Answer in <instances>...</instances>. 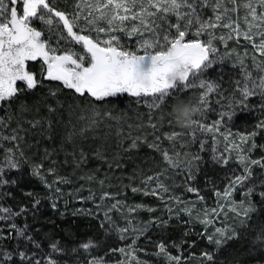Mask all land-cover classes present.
Here are the masks:
<instances>
[{"label":"snow or ice","instance_id":"6c2138e0","mask_svg":"<svg viewBox=\"0 0 264 264\" xmlns=\"http://www.w3.org/2000/svg\"><path fill=\"white\" fill-rule=\"evenodd\" d=\"M208 6L206 2L201 4L199 0H91L89 3L76 0L68 10L61 11L52 6L49 0H0V104L8 105L6 115L0 117V149H3V158L0 159V200L15 199V194L10 189H20L21 199L28 202L21 204L18 211L0 204V221L5 223L8 233L5 236V229L0 228V241H16L12 249L0 246V264H105L108 253L105 256L93 254L105 246V240L101 237H106L116 229L123 239L124 233L129 230L128 227L119 228L109 214L112 210L119 211L126 206L116 196L104 191L105 179L110 177L99 180L102 195L101 204L97 207L103 206L104 201L109 199L116 202L104 213V218L98 225H88L85 235H92L86 241L78 242L71 238L76 236L73 232L67 233V237L71 239L54 240L52 237L55 232L43 233L42 227H36L37 224H42L39 217L42 215L43 198L34 189L25 191L22 185L33 179L38 180L47 191L52 209L58 211L57 199L53 196L58 197L62 190L57 185L70 183L67 176L59 174V161L51 159L54 151L45 148L40 162H34L41 155L39 146L42 142H56V122L49 117L63 110L65 100L75 98L78 101L87 100L90 105L110 104L113 98L126 93L135 97L137 102H145L149 109V124L155 133L164 121L169 126H177L170 106L177 99H186L185 94L191 90H199L198 100L194 105L197 117L186 133H165L167 140L172 142V153L161 149L157 143L159 136L148 147L162 151L164 161L173 169L185 171L186 180L192 182L196 180L203 158L199 153L190 152H184L183 158L181 157V153L175 150V142L183 136H190L195 143L198 133L211 132L214 134L215 144L216 134H219L226 142V150L237 153V163L242 172L237 174L233 171L230 177H225L228 183L223 192L217 189L214 195L218 198L220 208L224 207L219 204V200L223 199L236 214L240 219V227H218L213 235H208L207 230L199 235L201 238L207 236L208 241L215 245L214 252L201 253V264H244L238 254L229 252L228 249L240 241V234L252 224L253 215L259 213L262 217L260 225L264 226V0H242L240 3L237 0H216L211 5L213 17L204 19L198 9ZM241 8L245 13L243 29L238 14ZM85 11L87 15L84 14ZM234 12L237 13L236 20L232 19ZM171 17H175V22H171ZM105 22L106 26H101ZM130 22L133 23L131 29L127 27ZM217 29L227 34L217 37ZM117 32L124 33L127 37L138 35L136 46L133 48L126 42L122 43L124 37L117 35ZM233 34L237 40L243 35L245 41L251 42L254 52L259 53V59L254 54L251 65H246L243 59H239V65L232 63L229 66L232 53L225 51L221 54L216 44L223 43L227 47V41L233 39ZM237 67L242 79L234 80L232 77L236 74ZM249 69L260 73L258 78ZM217 70L218 78H209V72ZM170 76H178V80L169 79ZM225 76L228 77L227 81ZM224 83H228L230 87L223 88ZM46 86V94L29 100ZM210 94L219 97L216 104L225 110L216 113L218 118L208 124V114L215 111ZM62 96L65 100L60 99ZM252 97H259L260 116L253 115L255 123L247 125L245 122L244 131L233 133L231 128L235 126L238 112L252 114L256 111L254 107H250ZM187 100L191 101V98ZM74 107L79 105L67 104L70 114ZM43 108H46L47 116L41 115ZM33 111L35 116L32 119H24ZM97 117L98 113H94L90 124L81 128L79 135L83 136L95 125ZM153 120L158 123H152ZM13 122L15 127H12ZM25 124L28 128L24 127ZM36 129H39V139H35L34 144H28L27 148L30 150L35 147L37 151L33 156H28L25 151L28 133ZM75 135L77 132L73 127L63 138L62 147L65 140L73 142ZM6 143L12 146L4 147ZM200 145L203 151L204 141H200ZM185 146L181 145V148ZM136 147L137 142L133 141L130 148ZM256 153L259 155L253 158ZM104 155L100 150L96 151L97 157L103 158ZM68 156H71L76 168L87 161L82 150L77 158L75 148L71 153H66L64 164L68 163ZM49 160L51 166L45 170V161ZM211 163L213 166L227 168L230 159L222 154L218 155L214 146ZM116 164L118 168L121 166L118 160ZM12 173L15 175L12 176ZM161 174L148 176L143 181L146 186L156 181V188L150 193L146 191L145 195H157L158 191L168 194V187L159 182ZM49 175L55 179L49 181ZM87 179L91 181L94 177L88 176ZM129 179L133 180L134 177ZM131 190L133 193L141 191L136 187ZM186 191L196 194L198 201L205 199L200 195L201 190L196 187L189 186ZM237 192L241 196L239 201L233 199V193ZM91 198L93 197L90 196L89 199ZM172 199L177 204L181 203L180 197H171L166 203L171 204ZM189 203H192V207L185 206L181 211L191 218L195 204ZM145 207L142 204L128 207V213H135ZM147 210L153 211L151 208ZM168 212V219L156 217L140 222L139 226H133L131 230L141 236L150 230H157L160 233L159 242L150 241L155 243L157 254L167 256L169 264H181V256L169 254L162 235L173 219H181L179 212L174 217L171 208H168ZM88 214L91 215L90 212ZM211 214L215 216L217 209H211ZM121 215L126 214L122 212ZM19 217H24L23 225L17 223ZM29 219L32 223H29ZM212 222L209 212L205 210L200 223L207 227ZM127 224L133 225L134 222L129 220ZM183 226L187 228L188 221ZM41 234L42 238L49 241L47 252L42 247V239H38ZM190 235L191 230L184 232V243ZM195 244L196 241L193 240L189 247H194ZM135 245L136 239H133L128 246L129 250L120 248L111 249V252L115 254L119 251L134 259ZM254 249L259 250L264 258V247ZM218 256L224 258L218 260ZM118 264L124 262L119 261ZM136 264L147 262L137 260Z\"/></svg>","mask_w":264,"mask_h":264},{"label":"rangeland","instance_id":"374dc122","mask_svg":"<svg viewBox=\"0 0 264 264\" xmlns=\"http://www.w3.org/2000/svg\"><path fill=\"white\" fill-rule=\"evenodd\" d=\"M62 1L49 0V3L52 6L56 7L58 10L64 11L68 10L70 6H73L76 2V0H70L68 3H62ZM89 2H91V0H84V3ZM199 2L201 4H204L206 2L209 5L208 7L210 8V11L213 12L211 5L214 4L216 0H199ZM237 2L240 3L242 2V0H237ZM59 6H62V8H60ZM228 7H231V4H228ZM207 12L208 11H204L203 9L202 14H206ZM84 14L87 15V12L85 11ZM238 14L243 29V17L245 15L244 10L241 8ZM236 18L237 13H232V19L236 20ZM170 19L171 22H175V17H171ZM206 19H208V15ZM101 26H106V22ZM132 26L133 23L131 22L127 24V27L129 29H131ZM116 34L124 37V39H122V43L126 42L133 48L136 46L138 35L127 37L124 33L117 32ZM222 34L226 35L227 33L223 32L220 29L215 30V35L217 37ZM256 42L258 43L259 40L257 39ZM216 46L219 48L221 54H223L225 51L232 53V59L228 62L229 66L232 63H236L237 65H239V59H243L246 65H251L252 56L254 54L259 59V53L254 52V49L251 46V42L245 41L243 35H241L239 40H237L235 35L233 34V39L227 41V47H225V44L219 42H217ZM245 53H247L246 56ZM214 68H217V66H214ZM249 70L253 71L254 76L257 78L260 75V73H257L252 69ZM208 76L209 78L217 79L218 70L210 71ZM224 79L225 81H227L228 77L225 76ZM232 79H242L239 73V67H237L236 74L232 77ZM222 87L229 88L230 85L228 83H224ZM231 87H234V85H232ZM42 91L47 93L48 87L46 86ZM198 96L199 90H191L185 94V98L187 99L190 97L191 102L194 105L197 103ZM218 98L219 97L215 94H210V101L215 111L208 114L206 119V123L208 124H211L215 119L218 118L216 113L225 110L222 109L219 104H216V100ZM250 100V107H254L256 111L252 114L238 112L237 118L235 120V126L231 128V131L233 133L244 131L246 127L245 122H247V125L255 123V121L253 120V115L256 117L260 116L258 110L260 102L259 97H252L250 98ZM91 105L92 108L89 110L85 109L82 106L74 107L71 114L66 107L64 115L66 117V125L63 126V133L56 135V142H62L63 138L67 136L68 131H71L73 127H75L77 135L74 136L73 142H67L65 140L63 142V147L61 146V143H57L51 148L47 147L48 144L52 143L51 141L42 142L39 146V152L41 155L35 158V160H40L43 156L45 148H48L49 151H54L55 154L51 159L59 161V163L57 164L59 174L67 176L70 180V183L68 184L57 185L61 188L62 194L58 197L55 195L53 196L54 199H57L58 212L61 211L59 212V215H61L60 213H64L65 210L71 209L72 213H76L73 214V216L78 217L79 221L81 220V218H84L82 223L83 226H87V223L89 222L88 220H92L98 225L99 221L104 218V213L106 211H109L111 205L116 202L113 199H109L104 201L103 206L97 207V205L101 204L100 196L102 195L99 180L110 177V179H105L104 191H108L110 195L116 196V198L126 206L121 208L119 211L112 210L109 214L112 219L117 222L119 228L128 227L129 230L124 233L126 235L123 239H121V235L118 236V243L116 242V237L119 231L116 229L112 230L106 237L102 236L101 238L105 240L104 249H101L103 251L100 250L93 253L94 255L105 256V253H108L105 259V264H118L119 261H123L124 264H136L137 260L146 261L147 264H169L167 256L163 254H157L158 249L156 248L155 243L150 242H159L160 233H158L157 230H150L147 234L141 236L138 233L133 232L131 229L133 226H139L140 222H146L156 217L168 219V208H171L173 217L177 212H179L181 219L179 221L173 219L171 221V225L167 228L166 231L162 233L168 245L169 254L172 256H181V264H201V261L203 259L201 253L205 251L214 252L215 245L214 243H210L208 241L207 236L201 238V236L199 235L200 233H204L205 230H207L208 235H213L215 233V229L218 227L226 226L229 229L233 227H240V219L236 216V214L231 211L230 207L223 199L219 200V204L224 205L223 208H220L218 206V198L214 195V191L217 189L223 192L225 185L228 183V180L225 177H230L233 171H236L237 174L242 172V168L237 163V153L235 151L230 152L226 150V142L219 134H216L215 144L213 143L214 134L211 132L198 133L197 141L195 143L191 141L190 136H183L181 139L175 142V150L181 153V157L183 158L184 152H190L199 153V155L203 158V162L200 164V171L196 174L195 182L188 181L186 180L187 173L185 171L173 169L167 164L166 161H164L162 151H157L155 148L148 147V144L152 143L155 140L156 136H159L160 140L157 143L160 144L161 149H167L171 154L172 142L167 140V138L165 137V133L170 134L174 131L186 133L187 129H181L177 126H169L167 121H164L163 125L158 126V130L153 133V129L150 127L148 119L149 109L145 103L134 106L125 103H116L113 104L114 106L103 109L95 107V104ZM94 113H98L95 125H93L88 131H86L83 136L79 135V130L81 128H86L90 124L91 118L93 117ZM108 113H110V115H108ZM154 115L158 116L159 113H154ZM81 117H84V119H81ZM152 123H158V121L153 120ZM223 130L224 129H222V131ZM249 130L251 129L249 128ZM37 139H39V135ZM133 141L137 142V147L135 149L130 148ZM200 141H204L205 144L203 151L201 150ZM6 145L8 144L6 143ZM181 145L186 146L181 148ZM214 146L217 149L218 155L222 154L226 157H229L230 164L227 168L213 166V164L211 163L212 148ZM74 148L77 152V158L81 150L87 157V161L83 163L79 168L75 167L71 156H68L67 164L63 163V161L65 160L66 152L71 153ZM55 149L58 151L57 155ZM61 150L64 151L62 152ZM97 150H100L105 154L103 158H99L96 156ZM25 151L26 155L33 156L37 149L35 147H32L30 150L27 148V150ZM258 155L259 153L254 154L253 158H256ZM2 158L3 154L1 153L0 159ZM100 159L104 161V163H110L112 161L118 160L121 166L118 168L117 164L113 163V169L111 168L106 171L100 170ZM39 162L40 161H38L37 163ZM49 166H51V161H45V170ZM129 166L138 169V171L133 172L135 176H132L130 174L131 167ZM165 169H167V171H165ZM146 173H152V175L148 176H155L162 173L160 175L159 182L168 187V194H163L158 191L157 195H145L144 193L146 191L150 193L152 189L156 188L152 187L155 186L154 184L152 186L150 184L146 186L143 183V181L147 178ZM11 175L14 176L15 173H12ZM88 176H93L94 179L89 181L87 179ZM117 177H121V179L118 180L116 179ZM130 177H134V179L130 180ZM48 179L49 181H51L55 179V177L49 175ZM31 182L32 181L28 183ZM154 182L156 181H153V183ZM36 184L45 193V197L41 195V197L43 198L42 207L48 206L50 210H53L51 207V201L48 199V196L46 194L47 191L39 183L38 180H36ZM125 185H128V187H125ZM213 185H215V188L213 187ZM189 186L200 189V195L204 196L205 199L203 201H198L196 194L186 191V188ZM133 187L141 189L140 192H142V194H144L146 198H144L140 192L133 193L131 190ZM42 191L38 189L37 192L42 193ZM65 192L71 195V201L69 202L70 208H65L64 205V203H67L64 194ZM90 196H92L93 198L89 199ZM161 196L163 198H161ZM16 197V201L21 202V204L22 202H25L21 199V196L20 198H18V196ZM171 197H180L181 203L177 204L176 200L172 199L171 204H167L166 202ZM5 199L0 200V204H2V206H5L3 204L5 202ZM233 199L239 201L241 199L240 193H233ZM189 202H193L195 204V210L191 218L186 213L181 211V209H183L185 206L192 207V203ZM138 204H142L146 207L137 210L135 213H128V207H134ZM19 207L20 205L18 207H14L13 210L18 211ZM148 208H151L153 211L149 212L147 210ZM213 208L217 209V214L215 216H212L211 214V209ZM41 210L43 211L44 209L41 208ZM205 210L209 212V215L213 220L212 224L207 225V227H205L204 224L200 223V220L203 219V213ZM89 212L91 213V215L88 214ZM122 212L126 215H121ZM69 215H71V213H69ZM259 218H262L259 213L253 215L251 217L252 224L245 231L241 232L240 241H238L235 245L228 249L229 252H235L236 254H238L239 257L244 261V264H256V262L259 264H264V258H262L261 254H259L258 257L256 253L257 250L254 249L256 248L257 241L255 233V222ZM129 220L133 221L134 224L128 225L127 221ZM185 221H188L187 228L183 226ZM17 223L23 225L24 217H19L17 219ZM44 223H47L45 217ZM36 227L40 226L36 225ZM0 228L5 229V236H7L8 233L6 225L3 221H0ZM262 228H264V226H262ZM42 229L43 233H49L48 225H43ZM187 230H191V235L187 238V242L184 243V232ZM12 235L14 236V233H12ZM39 238L42 239V247L44 248L45 252H47L49 250V241L45 238ZM52 238L54 240L69 239L67 237H64V235L63 238L57 235L53 236ZM79 238L78 242L85 241L82 235ZM133 239H136V245L134 246L133 251L134 259L127 257L124 253H120L119 251H116L115 254H112L111 249L118 250L120 248H125L126 250H129L128 246L132 244ZM193 240L196 241L195 246L189 247L192 244ZM259 241L260 245L258 248L264 247V236L260 237ZM112 244H114L113 248L112 246H109ZM15 245V239H5L3 241H0V246L7 247L8 249L14 248ZM53 258L56 257L54 256ZM216 258L218 260H222L224 257L218 256Z\"/></svg>","mask_w":264,"mask_h":264},{"label":"trees","instance_id":"16d2710c","mask_svg":"<svg viewBox=\"0 0 264 264\" xmlns=\"http://www.w3.org/2000/svg\"><path fill=\"white\" fill-rule=\"evenodd\" d=\"M69 1L70 0H63L62 3H68ZM59 7L62 8V6H59ZM203 9H204V11H208L206 13L208 15V18L209 17H213V12L210 11V8L209 7L208 8L207 7L200 8V9H198V11H200L202 13L203 12ZM206 14L203 13V18H205V19L207 18V15ZM43 94H46V92H43V91L38 90L37 93H36V97H30L29 100L32 101V100L36 99L37 97L42 96ZM60 99L61 100H65V98L63 96L60 97ZM116 103H118V104L119 103H125V104H129V105L134 106V105L143 104L145 102L143 100L137 102V99L135 97H130L128 94L125 93V94H119L118 98H113L112 99V102L110 104L109 103H94V104L96 105L95 107H98L100 109H103V108H107V107L114 106L113 104H116ZM67 104L79 105V106L84 107L87 110H89V109L92 108V105H90V102L87 101V100H85V101H78L75 98L65 100V107L63 108V110L58 111L56 114H54L51 117H49L54 122H56V123H54V127L56 129L57 135L63 133V126L66 125L65 124L66 117L64 115H65V108L67 107ZM7 108H8V105L0 104V117H4L6 115L5 109H7ZM13 108H15V106H13ZM9 111H12V109H9ZM41 115L42 116H47L48 115L46 108H43V110L41 111ZM34 116H35V112L33 111L30 115L24 117V119H32ZM15 126H16L15 125V122H13L12 127H15ZM24 127L25 128H28V125L25 124ZM38 133H39V129H36L35 131H32V132H29L28 133V139H27V144L25 145V150H27V145L28 144L34 143V140L37 139V137H38ZM57 143H61V146H62V142H55L54 144L53 143L48 144L47 147L48 148H51L53 145H55ZM63 145H64V143H63ZM11 146H10V144H8V145L5 144L4 145V147H11ZM61 151L63 152L64 150H61ZM1 153L3 154V149H0V154ZM57 153H58V151L56 150V155H57ZM38 161H40V160H37L36 159L34 162L37 163ZM113 163H116V161H112L110 163H104V161H102L100 159L99 160V166H100L99 168H100V170H104V171H106L108 169H111V168L113 169L114 168L112 166ZM109 164H111V167H109ZM129 167H131V166H129ZM135 171H138V169L135 168V167H131L130 174L132 176H135V174L133 173ZM148 175H152V173L151 174H147V177H148ZM144 176H142V177H144ZM31 181H32L31 183H25L24 185H22V187L24 188L25 191H27V190H33V189L36 190V191H38V189H40L42 191V189L39 186H37L36 180L33 179ZM135 184H137V183H135ZM153 184L155 186H152ZM150 185L152 187H156V182H154V183L151 182ZM10 190L14 192L15 199H13V198H6L4 200L5 202L3 204L5 206H8V207L9 206H11L13 208L14 207H18L19 205H21V202L16 201V198H17L16 196H18V198H20V196H22V193L20 192V189H10ZM140 193L142 194V192H140ZM64 194H65L66 201H67V203H64L65 208H70V206H69L70 203L69 202L71 201L70 200L71 195L69 193H67V192H65ZM40 195H42V196L45 197V193L43 191H42V193H40ZM142 195H143L144 198H146L144 194H142ZM25 203H28V202L27 201L22 202V204H25ZM41 208L44 209L43 211L41 210L42 215H40V217H39L40 220H41V222H42V224H37V225H39L40 227H42L43 225H48L49 233L50 232H55V235H57L59 237L61 236L63 238V235H64V237H67V233L68 232H73V233H76V236L75 237H71V238H75L77 241L80 239L79 237L81 235H82V237H84V240L85 241L87 240V238H89V236L92 235V233H87V235H85V233H86V230L88 228V225L90 223L93 224V225H95L96 222H93L92 220H88L89 222L87 223V226H83L82 223H83V219L84 218H81V220L79 221L78 220V217H74L73 216L74 213H72L71 209L65 210L66 211V213L64 211V214L65 215L61 216V215H59V212H61V211L58 212L56 210H50L48 206H43V207L41 206ZM63 209H64V207H63ZM69 213H71V215H69ZM44 217H45V219L47 221L46 224L44 223ZM261 219L262 218H259L255 222L256 223V226H255L256 238L258 236H259V238L264 236V232H262V225H260ZM29 223H32L31 219H29ZM53 225H55V227H53ZM45 228H46V226H45ZM120 235L121 234L118 233V235L116 237V242L117 243H118V239L117 238ZM125 235L126 234H124V236ZM39 237L42 238V236H38V239H40ZM67 238L71 239L70 237H67ZM109 246H112V248H113L114 244L109 245ZM258 247L259 246L257 245V242H256V248H258ZM102 249H104V247ZM101 251H103V250H101ZM256 253H257V256L259 254H261V252L259 250H257Z\"/></svg>","mask_w":264,"mask_h":264},{"label":"clouds","instance_id":"9594fccd","mask_svg":"<svg viewBox=\"0 0 264 264\" xmlns=\"http://www.w3.org/2000/svg\"><path fill=\"white\" fill-rule=\"evenodd\" d=\"M169 79L178 80V76H170ZM170 112L177 127L181 129L189 128L192 121L197 117V112L195 110L194 104L187 99H177L170 106Z\"/></svg>","mask_w":264,"mask_h":264},{"label":"flooded vegetation","instance_id":"af4514ba","mask_svg":"<svg viewBox=\"0 0 264 264\" xmlns=\"http://www.w3.org/2000/svg\"><path fill=\"white\" fill-rule=\"evenodd\" d=\"M256 240H257V241H256V242H257V245L259 246V244H260V241H259V236L257 237V239H256ZM258 257H259V255H258ZM256 264H259V263H257V262H256Z\"/></svg>","mask_w":264,"mask_h":264}]
</instances>
